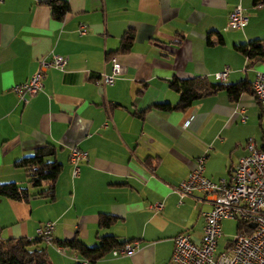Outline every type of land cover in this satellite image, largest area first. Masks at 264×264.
<instances>
[{"label": "crops", "instance_id": "crops-1", "mask_svg": "<svg viewBox=\"0 0 264 264\" xmlns=\"http://www.w3.org/2000/svg\"><path fill=\"white\" fill-rule=\"evenodd\" d=\"M61 20L46 0H0V184L27 189V200L0 195V243L36 238V229L54 222L52 243L41 242L51 264H73L81 255L54 245L78 239L96 246L113 235L120 243L137 242L131 255L110 252L87 264H177L171 262L173 238L187 232L198 243L204 213L211 208L201 192L180 197L179 183L195 159L206 152L204 174L229 179L251 138L264 147L261 108L250 85L264 59L248 61L236 45L264 39V4L253 0H65ZM240 5L247 18L242 29L226 28L227 16ZM84 33H80L81 29ZM131 35L128 51H119ZM219 37L221 41H219ZM50 53L66 57L62 70L49 67L43 87L26 104L13 86L28 80L38 60ZM110 57L120 65L111 85L96 84L110 72ZM229 68V84L248 89L231 100L225 91L200 97L187 110L176 105L172 80L206 77ZM55 149L61 163L52 197L49 186H32L15 161L40 146ZM84 150L72 176L69 152ZM160 202L154 211L150 204ZM114 218L99 226L100 216ZM216 253L227 250L223 223Z\"/></svg>", "mask_w": 264, "mask_h": 264}, {"label": "built area", "instance_id": "built-area-1", "mask_svg": "<svg viewBox=\"0 0 264 264\" xmlns=\"http://www.w3.org/2000/svg\"><path fill=\"white\" fill-rule=\"evenodd\" d=\"M247 18L240 5H236L228 13L226 28L242 29ZM84 33V29L80 30ZM110 72L99 73L96 84L111 85L120 73V65L114 57H110ZM67 62L66 57L50 53L38 60V67L25 82L13 86V92L23 104L43 87L46 70L53 67L62 70ZM229 68L223 67L212 74L213 80L226 82ZM250 85L261 108V120L264 122V73L255 71ZM248 153L240 157L229 174L224 178L212 181L204 174L206 152L199 155L187 177L176 188L180 197L192 192H201L209 200L211 208L204 213V225L198 243L192 241L187 232H181L173 238L171 262L177 264H264V148H257L250 138L246 143ZM87 160V153L76 147L69 152L72 176L79 174V162ZM154 211L162 208L160 202L150 204ZM235 219L247 225L246 231H239L231 240L227 250L216 253L217 241L221 235V221ZM253 223L254 227L248 226ZM54 222L47 221L36 229L37 238L46 244L52 243ZM137 242L125 243L113 248V257L131 255ZM65 247L55 244L54 249L62 253ZM80 264H87L81 260Z\"/></svg>", "mask_w": 264, "mask_h": 264}, {"label": "trees", "instance_id": "trees-1", "mask_svg": "<svg viewBox=\"0 0 264 264\" xmlns=\"http://www.w3.org/2000/svg\"><path fill=\"white\" fill-rule=\"evenodd\" d=\"M254 4L262 3L264 0H253ZM46 4L51 10L52 17L57 21L61 20L68 10V4L65 0H46ZM221 41V38L218 39ZM132 43L131 35H125L119 46V51H128ZM250 62L264 59V39L239 44L235 46ZM169 85L179 94L176 105L158 104L157 107L163 110L182 109L187 110L192 106L196 99L214 94L215 92L225 91L224 93L231 100H235L241 91L247 90L248 87L244 82L229 84L226 82L209 81L206 77H191L182 80H172ZM264 148V147H262ZM55 149L49 144L40 146L29 155L15 161V166L23 167L26 170L29 183L32 186H40L42 183H49V186L39 195L53 196L52 188L60 170L61 163L51 157L54 156ZM27 189L19 187L15 183L0 184V195L13 200H27L29 197ZM114 218L109 214H103L99 219L101 228L108 227ZM237 232L246 231L247 225L244 222L237 221ZM42 240L39 238L26 240L25 238L8 239L0 243V264H51L48 260L45 247L41 245ZM120 243L113 235H104L99 238L96 246H87L78 239L65 240L57 245L67 247L81 255V260H95L104 256L113 248L119 247ZM73 264H80L77 261Z\"/></svg>", "mask_w": 264, "mask_h": 264}, {"label": "rangeland", "instance_id": "rangeland-1", "mask_svg": "<svg viewBox=\"0 0 264 264\" xmlns=\"http://www.w3.org/2000/svg\"><path fill=\"white\" fill-rule=\"evenodd\" d=\"M237 221L235 219H228L225 223H223V236L224 239H231L237 233L236 229Z\"/></svg>", "mask_w": 264, "mask_h": 264}, {"label": "water", "instance_id": "water-1", "mask_svg": "<svg viewBox=\"0 0 264 264\" xmlns=\"http://www.w3.org/2000/svg\"><path fill=\"white\" fill-rule=\"evenodd\" d=\"M248 226L251 227V228H253L254 227V224L253 223H249Z\"/></svg>", "mask_w": 264, "mask_h": 264}]
</instances>
